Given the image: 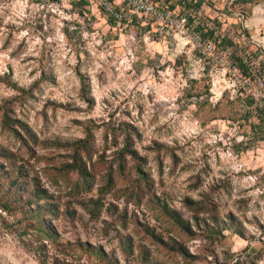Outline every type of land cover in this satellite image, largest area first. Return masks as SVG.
Masks as SVG:
<instances>
[{
	"label": "rangeland",
	"instance_id": "1",
	"mask_svg": "<svg viewBox=\"0 0 264 264\" xmlns=\"http://www.w3.org/2000/svg\"><path fill=\"white\" fill-rule=\"evenodd\" d=\"M77 1L0 0V101L33 88L14 110L34 137L28 150L0 124V146L16 155L14 165L22 167V175L36 176L62 203L74 197L68 196L69 182L54 170L68 153L55 141L81 138L87 125L95 140L93 172L100 180L117 149L112 142L120 149L127 129L146 161L155 195L165 194L193 235L159 217L147 197L139 205H126L123 197L115 200L108 194L95 221L71 204L80 220L73 225L56 220L61 240L100 245L113 251L120 264H140L139 246H147L159 264H264V140L252 128L264 113V86L253 81V74L240 75L230 65L233 53L239 57L244 49L258 55L247 40L252 33L243 31L238 16H250L246 5L204 0L201 19L231 45L217 44L203 56L185 39L162 37L154 25L138 18L112 25L97 5ZM161 1L178 5L175 14L187 10L179 3H191ZM253 67L264 71L262 60ZM10 163L5 170L12 177L15 167ZM131 177L119 178L116 188ZM96 183L91 192L75 194L77 201L96 199L102 181ZM197 204L203 212H196ZM137 221L165 242L181 243L187 256L153 244L136 228ZM12 229L0 223V264H39ZM128 237L134 251L125 260L119 246Z\"/></svg>",
	"mask_w": 264,
	"mask_h": 264
},
{
	"label": "trees",
	"instance_id": "2",
	"mask_svg": "<svg viewBox=\"0 0 264 264\" xmlns=\"http://www.w3.org/2000/svg\"><path fill=\"white\" fill-rule=\"evenodd\" d=\"M203 1L191 0L190 5L182 6L179 3V6L182 7V10L192 8L198 11ZM77 3L84 6L89 4L86 0H78ZM159 5L162 9L172 12L178 7L169 1H160ZM98 10L103 13L99 7ZM108 20L112 25L127 22L118 23L109 17ZM198 32L214 41L216 45H231L227 38L218 37L213 30L199 28ZM235 60L244 76L248 75L247 68L242 64V61L237 56ZM18 91L20 92L18 98L0 101V124L13 138L29 150V143H34V137L27 125L17 118L14 108L18 101L22 102L25 96L30 95L33 88L31 87L29 90L23 88ZM83 92L85 94L84 89ZM258 118L259 123L252 128L260 133L261 140H264V113L261 112ZM83 126V137L61 143L55 141L56 147L63 148L68 152L65 156L67 158L65 163L54 166V170L58 173L59 178L69 182L68 196L74 197L71 201L61 203V198L49 193L47 189L42 187L36 176L26 177V175H22V167H15L14 165L16 155L0 146V223L5 229L13 228L11 231L16 234L28 254L33 256L39 264H120L119 260L114 258L113 251L108 253L100 245L94 246L79 239L74 242H63L55 225L57 219H66L70 225L80 220L71 204L80 206L90 221L97 220L108 194H111L115 200L123 197L126 200V205L129 202L139 205L140 201L147 197L152 209L156 211L159 217L166 219L175 229L192 236L189 222L183 220L180 214L171 208L165 194L162 197L155 195L153 180L150 173L145 171L146 161L136 151L133 136L128 130L126 129L124 133L123 145L120 149L118 144L113 145L112 142V146L117 149L113 152L112 159L105 163V173L98 180L97 175L93 172L94 162L92 158L96 154L94 136L87 125ZM111 133H113L112 139L115 140L114 131ZM108 137V133L104 134L105 141ZM100 158L102 157L99 155L97 162ZM17 159L22 160L21 158ZM7 162H11V168L15 167L12 177L5 170ZM129 163H131L130 166ZM128 175L132 176L130 179L128 178L130 183L124 185L122 189H117L119 178L125 179ZM97 181H102V184L97 187L98 196L96 199L77 201L74 195L91 192ZM189 202V204H193L192 201ZM109 206L114 210L117 209V206L112 203H109ZM197 206L199 209L196 211L197 213H201L205 209L199 204ZM126 213L127 208L125 207L124 217L121 219L123 226L126 223ZM194 219L197 221L196 217ZM135 226L153 244L163 247L166 253L170 252L182 257L187 256V251L181 243L165 242L161 234L156 233L153 228L141 225L138 221ZM239 236L241 237L240 234ZM133 242L132 238L128 237L123 243H120L119 247L125 260H128L133 254ZM138 250L137 261L140 264H159L158 260L151 259L147 246H139ZM83 256L85 261H82Z\"/></svg>",
	"mask_w": 264,
	"mask_h": 264
},
{
	"label": "built area",
	"instance_id": "3",
	"mask_svg": "<svg viewBox=\"0 0 264 264\" xmlns=\"http://www.w3.org/2000/svg\"><path fill=\"white\" fill-rule=\"evenodd\" d=\"M91 4L97 5L103 13L120 23L122 21H133L138 18L146 25H154L157 33L162 37H167L169 40L185 39L191 45L194 51L200 55L206 56L214 52L216 43L198 32L199 28L216 30L211 27V23L201 19V15L194 9H187L183 14H175L172 11H167L160 7V0H88ZM241 22L245 20L244 14L238 15ZM253 47H255L258 55H253L245 49L237 56L242 64L247 68L248 75L253 74L254 82L264 86V71L260 67L254 69L253 64L257 60H262L264 63V51L262 44L248 37L247 39ZM173 46V44H171ZM230 63L231 68L238 74H243L236 60ZM244 75V74H243Z\"/></svg>",
	"mask_w": 264,
	"mask_h": 264
},
{
	"label": "crops",
	"instance_id": "4",
	"mask_svg": "<svg viewBox=\"0 0 264 264\" xmlns=\"http://www.w3.org/2000/svg\"><path fill=\"white\" fill-rule=\"evenodd\" d=\"M239 1L243 5H246L247 12L249 13L248 15H250L246 20L240 23L241 27L245 33L248 34L252 33V35L250 36L262 44L264 51V13H261V11L264 9V2L260 1L259 3L256 4L251 0H239ZM88 3L89 6L91 3L89 1ZM204 7H205V2L203 1V4L199 10L203 9Z\"/></svg>",
	"mask_w": 264,
	"mask_h": 264
}]
</instances>
